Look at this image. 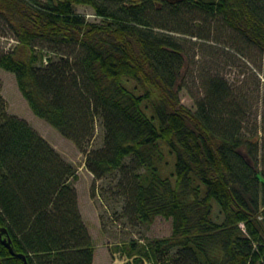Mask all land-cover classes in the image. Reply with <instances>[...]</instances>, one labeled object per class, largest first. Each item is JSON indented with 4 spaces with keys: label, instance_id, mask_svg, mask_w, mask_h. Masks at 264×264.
I'll return each instance as SVG.
<instances>
[{
    "label": "trees",
    "instance_id": "trees-1",
    "mask_svg": "<svg viewBox=\"0 0 264 264\" xmlns=\"http://www.w3.org/2000/svg\"><path fill=\"white\" fill-rule=\"evenodd\" d=\"M191 14L221 19L264 55V0H0L14 43L0 70L95 181L119 174L140 224L171 220L168 237L122 247L133 264H264V145L239 133L217 84L194 111L179 99L174 35L191 36ZM61 47L70 57L54 60ZM75 179L0 95V229L14 254L0 241V264H92Z\"/></svg>",
    "mask_w": 264,
    "mask_h": 264
},
{
    "label": "rangeland",
    "instance_id": "rangeland-1",
    "mask_svg": "<svg viewBox=\"0 0 264 264\" xmlns=\"http://www.w3.org/2000/svg\"><path fill=\"white\" fill-rule=\"evenodd\" d=\"M76 11L89 20H95L87 7H77ZM185 29L191 36L174 35L183 50L179 81L181 104L194 111L197 103L207 99L206 91L210 84H217L224 91L222 102L230 105L234 120L239 124V133L257 140L262 148L264 55L227 28L217 17L188 15ZM13 47L12 32L0 19V56ZM48 49L45 45L41 48ZM55 53L54 60L60 56L70 57L71 51L61 47ZM0 95L9 115L24 120L65 162L75 168L76 179L73 186L78 209L93 246L92 264H133L132 259H128L123 253L122 247L131 242L141 247L153 239L165 238L171 234V220L157 217L150 225L137 221L131 208L126 205V195L119 192L117 187L119 174L95 181L84 168L85 155L72 142L61 137L46 122L32 114L16 87L13 75L2 70ZM103 137V130L96 123L91 147H100ZM162 170L168 172L170 168L167 166Z\"/></svg>",
    "mask_w": 264,
    "mask_h": 264
},
{
    "label": "water",
    "instance_id": "water-1",
    "mask_svg": "<svg viewBox=\"0 0 264 264\" xmlns=\"http://www.w3.org/2000/svg\"><path fill=\"white\" fill-rule=\"evenodd\" d=\"M3 235H5V230L4 229H0V241H1V244L3 246H5L8 249L9 253L13 256L14 254H13V251H12V249L10 247V242L7 239H2ZM17 257H19L20 259L23 260V264H27L25 259H24V257L22 255H17Z\"/></svg>",
    "mask_w": 264,
    "mask_h": 264
},
{
    "label": "crops",
    "instance_id": "crops-1",
    "mask_svg": "<svg viewBox=\"0 0 264 264\" xmlns=\"http://www.w3.org/2000/svg\"><path fill=\"white\" fill-rule=\"evenodd\" d=\"M80 212V211H79ZM80 215H81V213H80ZM83 220V219H82ZM84 222V221H83ZM85 224V223H84Z\"/></svg>",
    "mask_w": 264,
    "mask_h": 264
}]
</instances>
